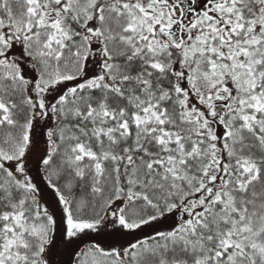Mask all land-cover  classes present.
<instances>
[{
	"label": "snow or ice",
	"instance_id": "1",
	"mask_svg": "<svg viewBox=\"0 0 264 264\" xmlns=\"http://www.w3.org/2000/svg\"><path fill=\"white\" fill-rule=\"evenodd\" d=\"M0 264H264V0H0Z\"/></svg>",
	"mask_w": 264,
	"mask_h": 264
}]
</instances>
